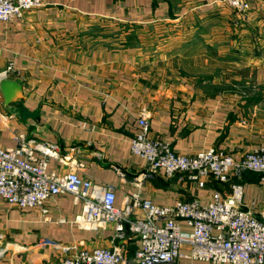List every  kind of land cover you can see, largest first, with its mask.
Segmentation results:
<instances>
[{
	"label": "crops",
	"instance_id": "1",
	"mask_svg": "<svg viewBox=\"0 0 264 264\" xmlns=\"http://www.w3.org/2000/svg\"><path fill=\"white\" fill-rule=\"evenodd\" d=\"M42 1L22 18L0 21V73L13 63L7 79L21 86L8 102L1 89L6 78L0 80V147H17L22 140L57 144L68 160L50 158L48 172L76 171L98 186L114 187L119 208L132 207L136 197L172 205L193 199L208 203L216 190L228 194L230 183L210 179L200 188L185 175L150 172L147 161L132 152V140L145 116L150 136L167 140L182 154L218 149L240 159L264 146V51L255 45L245 57L242 47L261 41L264 0H248L245 23L223 0ZM194 18L202 23L190 24L183 53L158 37L151 38L156 45H147L148 28ZM193 36L205 49L195 57L185 44ZM194 58L205 62L193 67ZM246 58L251 60L244 66ZM210 59L221 73L230 67L236 80L248 71L244 87L254 92L209 81ZM43 157L36 152V158ZM232 181L244 185L243 207L264 220L261 174L245 171ZM47 209L0 200V264H62L75 250L97 247L118 248L129 257L139 247L128 229L117 236L114 222L81 223L83 201L71 194L51 197ZM132 215L145 212L134 207ZM190 252L183 247L185 256L177 264H208L186 257Z\"/></svg>",
	"mask_w": 264,
	"mask_h": 264
},
{
	"label": "built area",
	"instance_id": "2",
	"mask_svg": "<svg viewBox=\"0 0 264 264\" xmlns=\"http://www.w3.org/2000/svg\"><path fill=\"white\" fill-rule=\"evenodd\" d=\"M223 1L242 19L248 18L251 6L247 0ZM43 5L42 0H0V21L22 18L27 11ZM14 71L10 63L0 73V80ZM139 124L131 150L147 161L150 172L168 178L185 175L200 188L215 179L230 183L231 191L224 194L216 190L208 203L193 199L159 205L136 197L132 207L119 208L114 187L98 186L76 171L48 172L50 158L68 160L61 156L57 144L22 140L17 147H0V200L47 213L51 197L71 194L76 201H83L84 210L78 218L81 223L103 227L114 222L117 236L129 231L140 242L129 257L118 248L97 247L75 250L64 257L62 264H177L185 256L182 248L186 246L191 250L186 257L208 264H264V220L243 207L244 185L232 181L245 171H253L261 174L264 182V146L246 152L240 159L218 149L186 155L175 151L167 140L151 137L145 116ZM36 152L44 157L36 158ZM134 207L141 208L145 216L131 217ZM180 220L191 230H183Z\"/></svg>",
	"mask_w": 264,
	"mask_h": 264
},
{
	"label": "rangeland",
	"instance_id": "3",
	"mask_svg": "<svg viewBox=\"0 0 264 264\" xmlns=\"http://www.w3.org/2000/svg\"><path fill=\"white\" fill-rule=\"evenodd\" d=\"M223 2L225 3V5L227 7H229L232 10H234L226 1H223ZM250 12H251V10L249 11V14H250ZM249 14H248V17H249ZM238 17L244 23L248 19L247 18L246 20H244L239 15H238ZM180 22L181 23H179L178 26L177 25L176 26H173V25L172 26H162V25L157 26L156 25L154 27L148 28L149 31H148V33L145 34L146 38L148 39V40H146L147 45L153 46V44H155V43L153 42V39H151V38H153V37L157 38L158 37V38H160L163 41L164 44H169L170 43L171 45L177 46L174 49V50H176V52H179V50H180L181 53H183L184 45H182V44H183V40L185 38V34L191 29L190 24L191 23L195 24V25L196 24H201L202 21L199 18H194V19H192L191 21H188V22H183V21H180ZM211 30H213V28H211L209 30L210 32L207 33V36L212 34ZM259 33H260V36H261L260 37L261 38L260 43H254V42L251 43V42L248 41V43L245 42V43L242 44V47H245L244 50H246L245 53H244L245 57H249V51L253 50L255 45H256L257 48L260 47L261 50L264 51V29L262 31L259 30ZM250 34H251V32H250ZM250 34L248 32L247 34H245V36L248 37V36H250ZM194 36H193L191 42L185 43V44L191 45L193 47V49L189 53L195 57V55H199L201 53V51L204 49V46H203V48L200 47L199 46V44H200L199 39H197V37L194 38ZM169 37L173 38L172 42L168 41ZM248 40H250V38ZM196 41H199V42H196ZM207 53L211 54L212 52H210L207 49ZM250 60H251V58H248V59L246 58L245 60L242 59L241 64H243L244 66L246 64H250L249 63ZM200 61L205 62V59L201 60L200 58H197V59L194 58L192 60V63L194 65L193 67H196ZM196 62H198V63H196ZM215 65H216V61L215 60H212V59L208 60V65H207V66H209L208 67V72H209V74H213V75H210L209 81H211V82L220 81L221 84H226L225 85L226 87L229 86V85L234 87V85H235L236 88L242 89L243 91H246V93H250L251 92V94H252L254 92L253 89H252V91H249V90H247L248 88L244 87V85L247 84L246 82L249 81V79L251 78L249 76V74H248L249 73L248 71H246V72L244 70L241 71L239 79L236 80V78L232 77L231 73H229V72H231L230 70H232L230 67H226L225 72L221 73V71L219 69H217ZM198 76L199 75H196V77H198ZM253 77H254V75H253ZM253 77H252V79H253ZM252 79H251V81H252ZM254 90H256V88Z\"/></svg>",
	"mask_w": 264,
	"mask_h": 264
},
{
	"label": "water",
	"instance_id": "4",
	"mask_svg": "<svg viewBox=\"0 0 264 264\" xmlns=\"http://www.w3.org/2000/svg\"><path fill=\"white\" fill-rule=\"evenodd\" d=\"M1 89L3 90L7 101H12L17 98L21 93L20 84L12 79H4L1 82Z\"/></svg>",
	"mask_w": 264,
	"mask_h": 264
}]
</instances>
